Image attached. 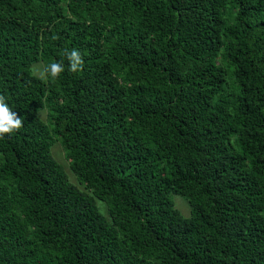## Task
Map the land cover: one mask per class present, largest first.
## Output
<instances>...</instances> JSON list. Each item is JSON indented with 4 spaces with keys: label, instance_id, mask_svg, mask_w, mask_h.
I'll list each match as a JSON object with an SVG mask.
<instances>
[{
    "label": "trees",
    "instance_id": "trees-1",
    "mask_svg": "<svg viewBox=\"0 0 264 264\" xmlns=\"http://www.w3.org/2000/svg\"><path fill=\"white\" fill-rule=\"evenodd\" d=\"M0 95V264H264V0H0Z\"/></svg>",
    "mask_w": 264,
    "mask_h": 264
},
{
    "label": "clouds",
    "instance_id": "clouds-1",
    "mask_svg": "<svg viewBox=\"0 0 264 264\" xmlns=\"http://www.w3.org/2000/svg\"><path fill=\"white\" fill-rule=\"evenodd\" d=\"M64 55L69 62L68 70L70 72L78 73L83 70L84 59L78 50H65ZM64 70V65L61 62H53L41 68L33 69L34 74L41 80L58 79ZM23 123V119L8 106L5 97L0 95V139H3L6 135L19 131L23 127Z\"/></svg>",
    "mask_w": 264,
    "mask_h": 264
},
{
    "label": "rangeland",
    "instance_id": "rangeland-1",
    "mask_svg": "<svg viewBox=\"0 0 264 264\" xmlns=\"http://www.w3.org/2000/svg\"><path fill=\"white\" fill-rule=\"evenodd\" d=\"M37 67V66H36ZM35 67V68H36ZM41 68V67H39ZM58 144H60L58 141H56L54 143V146H53V153H54V147L56 146V148L58 149ZM55 155V153H54ZM56 156V155H55ZM67 170L69 171V173L71 174V177H72V180L73 181H76L74 176L72 175L71 173V170L69 168V166H67ZM174 198H175V203H176V207L181 211V213L188 217L191 215V208H190V205L188 203V201L181 195H174Z\"/></svg>",
    "mask_w": 264,
    "mask_h": 264
}]
</instances>
